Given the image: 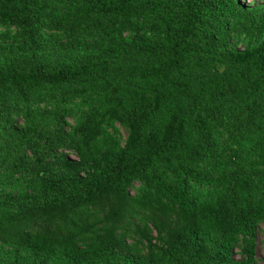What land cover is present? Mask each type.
Masks as SVG:
<instances>
[{
    "label": "trees",
    "instance_id": "1",
    "mask_svg": "<svg viewBox=\"0 0 264 264\" xmlns=\"http://www.w3.org/2000/svg\"><path fill=\"white\" fill-rule=\"evenodd\" d=\"M262 224L264 0H0V264H258Z\"/></svg>",
    "mask_w": 264,
    "mask_h": 264
},
{
    "label": "rangeland",
    "instance_id": "2",
    "mask_svg": "<svg viewBox=\"0 0 264 264\" xmlns=\"http://www.w3.org/2000/svg\"><path fill=\"white\" fill-rule=\"evenodd\" d=\"M253 0H247V3H251ZM124 137H127V132L123 130ZM133 193L135 191L133 190ZM239 249H236V254H239ZM258 264H264V224L261 225L258 231V249H257Z\"/></svg>",
    "mask_w": 264,
    "mask_h": 264
}]
</instances>
